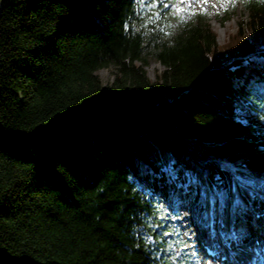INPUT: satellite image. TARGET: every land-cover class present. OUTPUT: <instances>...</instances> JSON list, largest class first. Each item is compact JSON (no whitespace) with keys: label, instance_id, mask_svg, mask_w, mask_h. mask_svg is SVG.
<instances>
[{"label":"trees","instance_id":"1","mask_svg":"<svg viewBox=\"0 0 264 264\" xmlns=\"http://www.w3.org/2000/svg\"><path fill=\"white\" fill-rule=\"evenodd\" d=\"M173 1L0 0V264H192L162 203L264 178V2L219 44Z\"/></svg>","mask_w":264,"mask_h":264},{"label":"rangeland","instance_id":"2","mask_svg":"<svg viewBox=\"0 0 264 264\" xmlns=\"http://www.w3.org/2000/svg\"><path fill=\"white\" fill-rule=\"evenodd\" d=\"M170 6L172 7L173 13L183 19H189L193 15L201 13L209 21L211 28L217 33V42L221 44L227 39L228 33L234 31L237 26V21L242 16L243 0H174L171 2ZM225 15H227V19L223 20ZM252 60L255 61L257 59L252 58ZM144 69L148 77L154 80L155 75L163 69V66L158 61L150 59L144 66ZM96 73L101 80L102 86L106 87L111 83L114 77L115 67L113 65L103 67L98 69ZM257 85L263 87L260 83H257ZM262 90H264V88H262ZM89 105L91 107H97L99 106V101L93 99ZM198 161L203 162L201 159ZM237 185L249 195L251 200L250 205L247 206V211L251 219L248 217L245 229L254 226L260 227L262 223L260 221L261 219L259 220L258 217L251 216H253V212H257L253 203L257 205L261 200L264 201V180L257 183L256 179H251L243 181V183H237ZM238 186H235L231 182L228 190L215 192L213 197L211 196L212 211L209 207L205 211L202 210L198 212L196 207H188L186 204L180 203L177 208V213L174 214L166 203H162L165 220L169 223L171 231L170 234L164 233V235L165 238L172 235L170 247H172L176 255H179L181 251H183V253L190 256L192 264H220L216 259L207 260L202 255L197 246L196 237H199V235L200 237L205 236L204 238H208V241H216L218 245L230 247L227 246V241L223 242L221 240L218 229L220 227L224 229L227 217L236 211L235 207L238 205V200L235 199V197L238 196ZM207 196V193L203 194V197L206 198ZM203 215L204 220L201 219ZM245 229L241 232H236V237H238L236 240L239 239L240 242L247 241L243 236L245 234ZM221 235L225 236L223 232ZM233 235L234 232L229 233L230 239L235 240V238H232L235 237ZM251 235L252 238L259 236V234L255 232ZM179 242H181L180 245L178 244ZM232 251H236V249L232 248Z\"/></svg>","mask_w":264,"mask_h":264},{"label":"bare ground","instance_id":"3","mask_svg":"<svg viewBox=\"0 0 264 264\" xmlns=\"http://www.w3.org/2000/svg\"><path fill=\"white\" fill-rule=\"evenodd\" d=\"M248 205H250V202L247 203V206ZM253 206L255 207V210L259 212L258 219L259 220L261 219L260 221L262 222L260 227L254 226L247 229L244 228L245 234L243 236L244 238H246L245 240H247L244 242H240L239 239L229 240L230 237H227V239L230 241L232 246L230 247L231 250H229L228 248L225 249L228 250L226 251V253H228L230 259L235 261L236 263H244L247 260H251V261L260 260L261 258L259 252L264 253V201L261 200L260 203L257 205L253 203ZM254 232L258 233L259 236L252 238L251 234H253ZM232 248H235L236 251H232ZM229 264H235V263L232 262Z\"/></svg>","mask_w":264,"mask_h":264},{"label":"snow or ice","instance_id":"4","mask_svg":"<svg viewBox=\"0 0 264 264\" xmlns=\"http://www.w3.org/2000/svg\"><path fill=\"white\" fill-rule=\"evenodd\" d=\"M261 2H264V0H261Z\"/></svg>","mask_w":264,"mask_h":264}]
</instances>
